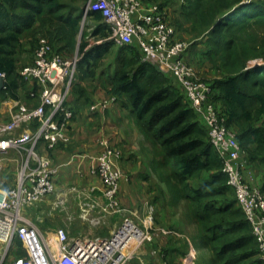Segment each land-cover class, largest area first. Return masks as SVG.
<instances>
[{
  "label": "trees",
  "instance_id": "trees-1",
  "mask_svg": "<svg viewBox=\"0 0 264 264\" xmlns=\"http://www.w3.org/2000/svg\"><path fill=\"white\" fill-rule=\"evenodd\" d=\"M87 1L0 0V72L6 73V88L0 100H19L23 91L34 99L35 106L39 104L37 83L24 80L20 70L34 62L28 59L35 57L41 37L48 38L67 58L78 51L81 58L69 95L89 99L82 82L96 78L101 62L115 43L107 39L111 29L98 9L86 17L94 22L89 34L95 42L87 39L84 29L79 42ZM142 1L176 7L181 18L175 16L170 22L176 31L189 23L186 33L195 39L186 53L202 44V58L224 72L222 77L206 79L212 88L210 101L226 126L236 132L247 162L263 174L258 186L264 193V0ZM118 54L106 92L131 110L138 128L151 143L152 154L155 150L154 173L166 172L173 193L189 203L199 226V238L209 249L213 263L264 264L252 226L234 188L228 184L223 160L211 142L208 127L177 79L144 60L136 45L120 46ZM254 58H262L263 64L249 65ZM169 238L177 241L176 236ZM17 245L22 252L19 255H23L21 242ZM183 246L182 256L188 245ZM153 247L159 245L154 243ZM159 248L172 264L166 248Z\"/></svg>",
  "mask_w": 264,
  "mask_h": 264
},
{
  "label": "built area",
  "instance_id": "built-area-1",
  "mask_svg": "<svg viewBox=\"0 0 264 264\" xmlns=\"http://www.w3.org/2000/svg\"><path fill=\"white\" fill-rule=\"evenodd\" d=\"M94 9L102 12L110 26L107 39L117 46L136 45L144 60L177 79L208 127L211 142L223 160L228 184L234 188L252 226L260 258L264 261V193L244 175L245 153L236 132L226 126L224 117L210 101V84L184 57L191 42L177 36L167 7L159 4H146L142 0H88L84 18ZM80 58L78 53L67 58L48 39H41L34 62L20 70L24 80L37 83L39 104L29 106L13 99L14 109L9 119L0 120V181L7 164H16L15 184L0 195V264H131L138 257L147 259V264H168L161 248H154L153 244L161 235L181 237L182 233L156 225L153 207L140 223L136 220L137 210L123 206L121 185L128 178L118 165L123 151L107 137L100 139L101 150L91 168L103 188L72 185L59 192L56 181L60 166L50 152L71 142L74 113L67 100ZM0 77L4 79L5 89L6 73L0 72ZM110 97L103 104L104 108L117 101L115 96ZM52 196L56 200L51 209L65 206L74 196L79 217L92 227L107 224L112 216L126 217L108 236H71L68 226L44 233L39 227L40 220L31 218L26 209ZM17 239L23 255H14L18 250ZM146 244L150 249L141 258L139 250Z\"/></svg>",
  "mask_w": 264,
  "mask_h": 264
},
{
  "label": "crops",
  "instance_id": "crops-1",
  "mask_svg": "<svg viewBox=\"0 0 264 264\" xmlns=\"http://www.w3.org/2000/svg\"><path fill=\"white\" fill-rule=\"evenodd\" d=\"M166 7L170 21L174 20L175 16L181 18V16L177 14L178 10L176 7ZM89 23L91 27L94 26L93 21H89ZM188 26L189 23L185 22V27ZM91 27L89 29H91ZM177 35L188 40L192 37L180 30H177ZM119 48L120 46L117 45L112 47L107 58H104L103 62H101L106 66L100 65L96 78L86 79L82 82V85L85 86L90 93L89 99L84 97L76 99L69 95L68 102L75 112L70 126V133L72 136L71 142L60 145L57 149L51 151L50 155L55 163L60 166L56 181L59 188H66L70 185L83 188L96 186L98 190H101L103 188L101 180L97 175L91 173V168L95 164L96 157L101 150L99 144L100 139L107 137L114 146L119 147L123 151V156L118 161V165L123 169L126 175L130 176L129 181H122L120 192L121 202L123 206L137 210L136 220L141 223L142 220L146 218L151 207L154 208V215L156 217L160 216L163 218L167 215L166 210L169 208V204H162V202L156 199L155 191L152 189V185L156 183L155 173L152 167L154 158L152 148L150 142L138 128L131 110L122 100L110 102L107 108L103 107L105 101L111 98L106 92V88L109 85L110 75L114 73L118 64ZM201 49L202 51L204 50L202 44H198L196 47L191 48L185 56L186 59L193 64L201 77L210 80L216 77H222L224 72L221 69L212 66L210 62L205 61L203 58L201 60ZM32 88L33 84L30 83L29 89L31 90ZM19 100L35 106V102L32 101L34 99L23 91H21V99ZM14 101L15 100L11 98L0 100L1 121L9 119L14 109ZM243 160L245 161L243 171L246 179L250 183L257 185L261 184L263 181V174L257 172L253 168V165L247 162L245 157H243ZM15 166V163L7 164L0 181V195L5 194V191L15 184ZM76 205V220L78 221H76L73 226H71L73 223L69 225L71 226L69 233L72 236H77L84 233V231H88L87 233L90 234L91 227L89 229L85 228L87 227L85 223H88V221L79 217V206L77 201ZM125 217V215L112 216L107 223L110 225L107 226L105 224L107 227L104 226L105 229L99 230V234L104 235L110 232L111 229ZM160 221L161 219H159V222ZM65 224L66 223L61 222V226ZM156 225L162 226L163 224L156 223ZM56 228L57 227L51 229ZM107 228L109 231H106ZM156 243L166 248L172 264H183L179 261L178 257L180 252L183 251L179 244L170 240L169 237L162 235L157 238ZM187 249L188 253L189 248L187 247ZM205 249L206 248L201 247L198 249L199 251L197 250L198 254L201 256V260L206 257L204 252ZM206 251L208 250L206 249ZM187 253L185 255L186 257L188 255ZM180 257L183 256L181 255Z\"/></svg>",
  "mask_w": 264,
  "mask_h": 264
},
{
  "label": "rangeland",
  "instance_id": "rangeland-1",
  "mask_svg": "<svg viewBox=\"0 0 264 264\" xmlns=\"http://www.w3.org/2000/svg\"><path fill=\"white\" fill-rule=\"evenodd\" d=\"M85 4H87V2ZM90 27H91V25L89 23V18H83L82 27H81L80 34H79V42L81 41L82 29H84L83 33L87 34V39H89V40L91 39L93 42H95V40L92 37V34H89L93 30L92 27H91V29H89ZM177 28H179V27H177ZM180 31L187 34L186 33V27H184ZM43 38H46V37H41L40 40ZM182 38H184V37H182ZM46 39H48V38H46ZM40 40H39V42H40ZM186 40H188V39H186ZM193 40H195V39L193 37H191V39L188 41L191 42ZM201 40H202V38H201ZM201 51H202V49H201ZM77 52L78 51H76V53ZM32 59H33V56H32ZM201 60H202V54H201ZM261 64H263L262 58H254V59H251L249 61V65H251V66L261 65ZM101 66H106V65L104 63H102ZM150 145H151V143H150ZM151 148H152V146H151ZM154 153H155V150L153 152V155H154ZM155 156H156V154H155ZM156 158H157V156H156ZM12 166H13V164H12ZM14 168L16 169V166ZM163 174L164 173L162 170H158L154 174V176L156 178V183L154 185H152V189L155 191V196H156L157 201L162 202V204H169V208L166 210L167 215H165L163 218L159 216V217H157V219L158 220L161 219L160 223L163 224L162 225L163 227H168V228H171L173 230H178L182 233L180 235L181 237H177L176 244H179L180 246H182V250L184 249L183 245L187 244L188 248H189V252L187 253L188 254L187 257L185 255H183V257H180L181 256V253H180L178 256L179 261L182 262L183 264H214L212 259H211V253H210L209 249L202 245V242L199 238V226L194 221V218H193L191 210H190L189 203L187 201L177 197L173 193L172 187L170 186V184L166 180V176H165L166 172L164 175ZM127 177H128L127 180L129 181L130 176L127 175ZM70 186H68V187H70ZM68 187H66V188H68ZM66 188H59V192H63ZM233 197H234V195H233ZM55 200H56V198L54 196H52L48 201L39 203V204H37L38 206L36 205V206H33L31 208L26 209L31 218H33L35 221H38V222L40 220L39 227L41 228V230L44 233H47L48 231H50L51 228L58 227V226L61 227V222L66 223L63 226H66V227L68 226V229L70 231L71 226H73L74 223L76 221H78V220H76V218H77V215H76L77 214V205H76V201H75L74 196L70 197L69 202L65 206H62V207L57 208V209H51V204ZM154 220L156 221L155 215H154ZM71 223H73V224H71ZM70 224H71V226H69ZM85 224L87 225V227H85L86 229H89L91 227L90 228L91 233L88 234L87 233L88 231H86V232L84 231V233H81L79 235L108 236L110 234V232L105 233L106 235L105 234L104 235L99 234V230L105 229L104 226L107 227L110 224H106L107 226L101 225V226H98V228L97 227L92 228V226L89 225V222L85 223ZM106 231H109L108 228ZM17 242H18V244L20 243L19 239H17ZM159 247H160V245H159ZM201 247H204L208 250V251H206V249H205L204 252L206 254V257H205V259H202V260H201V256L197 252V250ZM148 249H150V246H148L147 244L144 245V247H142L139 250L138 256H141V258L143 256H145ZM185 250H186L185 252H187L188 249H185ZM21 253H22L21 248L18 246V250L14 253V255H19ZM145 261L143 259L140 260L138 257L132 261V264H147V262H145Z\"/></svg>",
  "mask_w": 264,
  "mask_h": 264
},
{
  "label": "water",
  "instance_id": "water-1",
  "mask_svg": "<svg viewBox=\"0 0 264 264\" xmlns=\"http://www.w3.org/2000/svg\"><path fill=\"white\" fill-rule=\"evenodd\" d=\"M4 89V79L0 77V93Z\"/></svg>",
  "mask_w": 264,
  "mask_h": 264
}]
</instances>
